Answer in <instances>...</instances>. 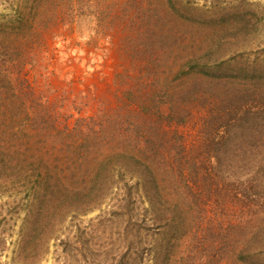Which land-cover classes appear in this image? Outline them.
I'll return each mask as SVG.
<instances>
[{"label": "rangeland", "instance_id": "1", "mask_svg": "<svg viewBox=\"0 0 264 264\" xmlns=\"http://www.w3.org/2000/svg\"><path fill=\"white\" fill-rule=\"evenodd\" d=\"M173 1L174 6L166 0H0V23L7 24L0 32L15 41L14 50L0 49V60L10 62L1 66V76L10 73L17 82L14 110L24 107L26 129L38 110L21 91L20 76L62 133L81 120L78 150L98 157L84 167L99 169L112 153L128 155L101 167L103 195L94 196L89 178L67 181L82 194L74 203L86 212L65 218L48 243L37 241L25 224L23 196L3 195L0 185V264H242L232 252L222 258V244L208 238L210 224L214 233H225L237 221L240 192L231 180L246 176L233 169L221 178L208 155L214 148L207 144V128L233 102L241 110L236 118L244 117L233 135L264 136V0ZM21 14L24 26L14 22ZM193 55L219 79L178 77ZM156 103L162 116L153 110ZM144 104L153 117L140 113ZM158 117L172 119L171 126L165 122L152 137L149 126L137 129ZM253 123L262 129L251 131ZM138 139L142 143L134 149L130 145ZM54 146L49 137L47 148ZM240 147L231 142L229 149ZM147 181L160 189L149 193L156 212ZM189 201L184 219H172L175 204Z\"/></svg>", "mask_w": 264, "mask_h": 264}, {"label": "trees", "instance_id": "2", "mask_svg": "<svg viewBox=\"0 0 264 264\" xmlns=\"http://www.w3.org/2000/svg\"><path fill=\"white\" fill-rule=\"evenodd\" d=\"M166 1L170 6H174L173 0ZM16 20L14 22H18L21 26H24L23 23L26 22L22 14ZM5 23L1 22L0 28L6 26L7 24L5 25ZM5 32H0V49L3 48L7 49V51H12L14 50L12 47L15 45V41L7 35H4ZM149 47L150 51L147 52L154 56L153 49L155 47L152 45H149ZM152 56H150V59L155 61L156 59H153L154 57ZM24 62L21 64L23 65ZM178 62L177 58L176 64L174 65H178ZM8 63L10 64V62L0 60V69L1 66L5 67ZM148 64H150V61ZM222 64L227 63L223 61ZM208 66L203 64L201 57L193 55L189 57L187 63L181 66L178 71V77L181 75L185 77L194 76L199 83L205 78L211 80L219 79L217 74H214V68L210 66L208 68ZM149 72L152 76H156L157 74L155 71ZM2 74L0 70V185L2 194L23 196L24 202L21 210L28 213L25 224L29 225V229L32 228L31 231L35 235L39 236L37 241L43 240L48 243L56 237L61 226L65 223V218L70 215L86 212V210H80L74 203L77 197H80V191L71 187L72 184L67 181L78 175L86 180L89 178L91 182L95 181V188H92L94 196L103 195L104 189L101 187L98 188L100 186L98 185L99 179L103 177L102 168L105 169L109 165L106 162L111 161L114 157L121 156L123 160L128 158L127 151L122 154L112 153L105 157L102 160L105 161L101 166L102 168L84 167L83 163H86V161L97 162L98 157L93 151L92 153L87 150L85 153H82L78 150L77 137L83 134V128L80 125L81 120L77 121L74 130L69 131L66 129L62 133L58 127V119L49 110L39 109L41 107L40 102L36 101L37 99L33 91L25 86L26 81L20 76L21 81L19 87L23 86L21 91L27 96H32L34 110H38L34 118H31V130L29 132L26 129L25 121L21 120L22 114L25 113L24 107L22 106L20 107L21 109L17 108L14 110L16 108L14 94L17 90V82L15 83L10 73L1 76ZM253 97L255 96L253 95ZM227 106L229 108H227V111H224L225 116L211 119L208 125L207 138L212 140H209L210 143L207 142V144L214 148L208 155L215 159V169L221 178H227V174L233 172V169L241 170V175L246 176L245 181H240V178L243 176L236 177L239 178V181L231 180L232 187L236 185V190L240 192V195L236 196V199L241 213L236 218V222L229 223L225 233H214L213 225L210 224L207 232L208 238L212 245L222 244L218 252L220 255L223 254L224 257L229 252H232L242 264H264V136L256 134L254 136L240 135L238 133L233 135L232 129L236 127V121L241 123L244 117L236 118L241 113V110L237 109L233 102ZM160 109L161 106H157L156 103L153 110L156 114L162 116ZM140 113H143L145 116L146 114L152 115L151 109L146 104L141 106ZM163 119L164 117H158L157 124L155 122L154 124L148 119L141 126H137V129L143 132L149 126V130H147L149 132L148 135L152 137L154 131L162 130L165 122L168 126H171L172 119H166L164 122ZM217 124L220 128L217 127ZM156 125L158 127H155ZM251 126V131L256 128L258 131L262 129V126L260 127V125H256L255 123ZM220 129H224L221 136H219ZM24 133L26 135L22 137L21 134ZM230 134H232L231 138L229 137ZM261 134H263V130ZM49 137L50 142L55 143V146L48 149ZM132 142L130 146L137 149L140 147L142 140L138 139V142ZM231 142L241 147L232 151L229 149ZM60 145L61 147L58 148ZM243 147L244 149H242ZM133 158L141 162L138 155H134ZM145 159L148 160L149 158L145 157ZM78 163L82 164L79 165ZM235 163L240 166H237ZM119 168L126 172L124 166L121 165ZM92 172L93 176L91 175ZM106 173L108 174L109 170ZM135 174L140 179V175L136 171H132V175L135 176ZM101 182L103 184L104 180ZM237 186L240 189H237ZM144 188L150 206L156 212V202L153 197L151 199L149 193L151 190L158 193L160 189L158 190V185L152 181L151 183L147 181ZM192 204L190 201L186 202L182 207L178 203L175 204L173 207L174 210L172 211V219L176 217L178 219H184V208L186 205L190 208ZM170 221L166 220V223H170ZM199 230L203 231L201 227ZM29 237L35 240L31 235Z\"/></svg>", "mask_w": 264, "mask_h": 264}]
</instances>
